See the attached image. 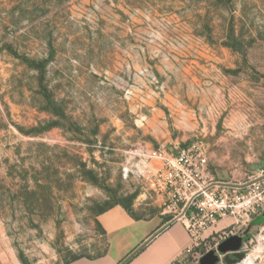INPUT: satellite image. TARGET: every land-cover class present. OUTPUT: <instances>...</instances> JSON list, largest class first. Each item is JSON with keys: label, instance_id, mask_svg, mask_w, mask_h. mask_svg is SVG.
<instances>
[{"label": "rangeland", "instance_id": "rangeland-1", "mask_svg": "<svg viewBox=\"0 0 264 264\" xmlns=\"http://www.w3.org/2000/svg\"><path fill=\"white\" fill-rule=\"evenodd\" d=\"M200 190L235 224L182 264L264 212V0H0V264L96 258L103 213Z\"/></svg>", "mask_w": 264, "mask_h": 264}, {"label": "crops", "instance_id": "crops-1", "mask_svg": "<svg viewBox=\"0 0 264 264\" xmlns=\"http://www.w3.org/2000/svg\"><path fill=\"white\" fill-rule=\"evenodd\" d=\"M98 221L105 231V252L96 258H79L68 264H122L142 246L126 264H175L192 245V238L183 221H165L156 217L137 220L122 207L103 213ZM170 222L172 224L163 229ZM234 224L233 220H221L206 234H218ZM261 233H264V225L250 228L249 236L255 240ZM251 244L252 241H249L245 247ZM197 259L198 264H224L216 249L203 253ZM256 262L264 264V251L259 253Z\"/></svg>", "mask_w": 264, "mask_h": 264}, {"label": "built area", "instance_id": "built-area-1", "mask_svg": "<svg viewBox=\"0 0 264 264\" xmlns=\"http://www.w3.org/2000/svg\"><path fill=\"white\" fill-rule=\"evenodd\" d=\"M200 164L201 166H204L206 164V159H201ZM181 171L184 173L183 170ZM200 196H204L206 198V201L201 204H199V201L197 200ZM178 202L179 201H175L171 203V206L176 209ZM228 209L229 206L225 203V200L218 201L215 195L208 194L206 190H200L196 193H193L190 198H188L187 203L180 212H174L176 214L174 215L172 221H183L188 233L192 238L191 247L186 251L185 256L178 259L175 264H182L185 259L190 256H194L196 249L201 245L202 242L205 241L201 237L200 232H206L209 228H211V226L215 225L218 220L225 218L228 213ZM261 214L262 212L256 215L254 218L260 216ZM185 220H187L188 224L185 222ZM231 236H235L233 232L222 237L221 240L215 244L214 249H217L221 242L225 241ZM260 237L263 239L264 244V233H261L255 240H250V242L252 241L250 246L255 244V248H258L260 244ZM243 250L247 252V255L239 264H241L250 253L249 247L246 248L245 245ZM261 251H264V246Z\"/></svg>", "mask_w": 264, "mask_h": 264}, {"label": "water", "instance_id": "water-1", "mask_svg": "<svg viewBox=\"0 0 264 264\" xmlns=\"http://www.w3.org/2000/svg\"><path fill=\"white\" fill-rule=\"evenodd\" d=\"M171 224L172 222L166 225L163 229L169 227ZM263 225H264V212L253 220L249 229L246 230L243 233V235L231 236L227 238L225 241L221 242L218 245L216 251L218 252L220 257H223V263L224 264H239L247 255V252L243 250V248H244V245L251 240L249 236L250 228L259 227ZM158 233L160 232H157V234ZM142 247L139 248L129 258H127L122 264H126L129 260H131L142 249Z\"/></svg>", "mask_w": 264, "mask_h": 264}, {"label": "bare ground", "instance_id": "bare-ground-1", "mask_svg": "<svg viewBox=\"0 0 264 264\" xmlns=\"http://www.w3.org/2000/svg\"><path fill=\"white\" fill-rule=\"evenodd\" d=\"M260 244L259 247L256 248L255 250H253L252 252L249 253V255L247 256V258L241 263V264H256V259L259 256V253L261 252L264 244H263V239L260 237ZM257 255V257H256Z\"/></svg>", "mask_w": 264, "mask_h": 264}, {"label": "trees", "instance_id": "trees-1", "mask_svg": "<svg viewBox=\"0 0 264 264\" xmlns=\"http://www.w3.org/2000/svg\"><path fill=\"white\" fill-rule=\"evenodd\" d=\"M130 214V213H129ZM131 215V214H130ZM132 216V215H131ZM134 219H137L138 220V218H135L134 216H132ZM168 221H170V220H168ZM77 259H79V258H77ZM77 259H75V260H77ZM75 260H73V261H75ZM216 263H218V262H216Z\"/></svg>", "mask_w": 264, "mask_h": 264}]
</instances>
